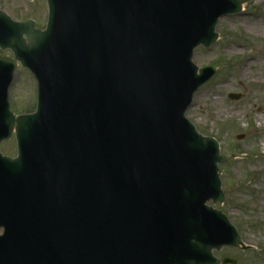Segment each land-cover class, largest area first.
I'll return each instance as SVG.
<instances>
[{
	"label": "water",
	"instance_id": "1",
	"mask_svg": "<svg viewBox=\"0 0 264 264\" xmlns=\"http://www.w3.org/2000/svg\"><path fill=\"white\" fill-rule=\"evenodd\" d=\"M247 1L46 0L43 31L0 13V142L14 129L18 149L0 155V264L233 263L212 251L246 247L206 206L231 158L185 113L215 72L194 49ZM16 61L37 104L13 117Z\"/></svg>",
	"mask_w": 264,
	"mask_h": 264
},
{
	"label": "rangeland",
	"instance_id": "2",
	"mask_svg": "<svg viewBox=\"0 0 264 264\" xmlns=\"http://www.w3.org/2000/svg\"><path fill=\"white\" fill-rule=\"evenodd\" d=\"M46 9L44 0H0L1 11L13 20L32 19L40 30ZM215 31L214 45L193 52L197 68L213 67L215 73L194 94L185 118L199 135L217 142L219 156L231 158L218 165L225 200L207 206L228 219L248 250L223 247L212 255L234 264H264V0H248L239 13L219 19ZM15 70L7 102L19 116L34 111L36 84L20 66ZM1 151L14 157V141L4 143Z\"/></svg>",
	"mask_w": 264,
	"mask_h": 264
},
{
	"label": "bare ground",
	"instance_id": "3",
	"mask_svg": "<svg viewBox=\"0 0 264 264\" xmlns=\"http://www.w3.org/2000/svg\"><path fill=\"white\" fill-rule=\"evenodd\" d=\"M0 13L3 14V12H1V11H0ZM4 16H6V19H3V20H5L6 22H9L10 21V22H13V23H24L26 21V20L25 21L13 20L10 15H6V14H4ZM6 27H8L7 24L5 22H2L1 30H3V29L5 30ZM252 29H255V26H252ZM5 50H7V49H5ZM261 120H262V117H257V122H260ZM0 126H1V118H0ZM8 139H9V141H14V143L17 141L16 133H15V130L14 129L9 134V138ZM262 148L264 150V141L262 143Z\"/></svg>",
	"mask_w": 264,
	"mask_h": 264
},
{
	"label": "flooded vegetation",
	"instance_id": "4",
	"mask_svg": "<svg viewBox=\"0 0 264 264\" xmlns=\"http://www.w3.org/2000/svg\"><path fill=\"white\" fill-rule=\"evenodd\" d=\"M10 53V52H9ZM1 56H3L4 54H0ZM3 57H12L11 53L7 56V55H4ZM12 107V106H11Z\"/></svg>",
	"mask_w": 264,
	"mask_h": 264
}]
</instances>
